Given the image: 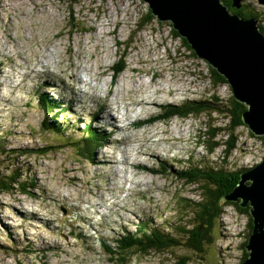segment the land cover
Masks as SVG:
<instances>
[{
  "label": "rangeland",
  "instance_id": "rangeland-1",
  "mask_svg": "<svg viewBox=\"0 0 264 264\" xmlns=\"http://www.w3.org/2000/svg\"><path fill=\"white\" fill-rule=\"evenodd\" d=\"M241 3L264 30V6ZM148 18L139 0H0V178L11 187L0 193V264L241 263L246 217L228 201L220 202L215 228L201 225L215 242L201 254L190 252L193 240L182 229L191 230L193 213L202 214L196 203L205 197L172 171L255 167L264 141L239 127L235 151L206 152L207 127L223 129L218 142L231 126L225 85L212 86L215 74L191 59L164 21L148 20L140 31ZM42 99L56 110L45 114ZM204 99L227 113L200 110L186 120L156 121L183 101ZM103 103L120 130L104 128L113 123L99 120ZM44 119L57 135L44 130ZM85 131L98 142L80 141ZM121 138L128 141V163L111 146ZM112 154L119 160L113 167ZM146 219L168 224L173 248L119 253L118 235L132 236Z\"/></svg>",
  "mask_w": 264,
  "mask_h": 264
},
{
  "label": "water",
  "instance_id": "water-1",
  "mask_svg": "<svg viewBox=\"0 0 264 264\" xmlns=\"http://www.w3.org/2000/svg\"><path fill=\"white\" fill-rule=\"evenodd\" d=\"M232 1L234 7L240 8L241 0ZM139 2L147 14L149 9L156 17L155 21L165 22L172 37L170 24L185 39L193 51L189 52L192 60H201L203 68H213L225 78L227 98L234 93L242 105L248 106L243 115L246 137L264 134V36L258 32V22L229 14L220 0ZM258 3L264 5V0ZM181 46H185L182 41ZM232 172L238 176L241 173L242 181L226 195L227 200L238 202L241 198L243 207L249 203L254 220L245 246L249 255L243 264H264V158L255 167ZM245 241L243 238V244ZM242 250L239 249L241 253Z\"/></svg>",
  "mask_w": 264,
  "mask_h": 264
},
{
  "label": "trees",
  "instance_id": "trees-1",
  "mask_svg": "<svg viewBox=\"0 0 264 264\" xmlns=\"http://www.w3.org/2000/svg\"><path fill=\"white\" fill-rule=\"evenodd\" d=\"M225 6H227L229 14L238 16L240 20H248V19H254L258 21L259 17L254 16V14L250 12H246L243 10V8H236L234 7L233 1L232 0H220ZM148 10V14L150 17L146 19L143 24L139 25L140 31L143 30V28L147 25L148 20H154L156 17L151 15L150 10ZM72 21V20H71ZM68 20L69 25L71 26L72 22ZM74 26H71L72 29H78L77 24H73ZM258 28L261 29L258 25ZM82 31V30H81ZM85 31V30H84ZM170 31L174 35L173 37L175 39H178L182 41L188 51L192 54L193 51L191 50L190 46L186 43L185 39L181 38L178 33L172 28V25L170 24ZM264 34V31H263ZM121 45V44H120ZM125 47V46H124ZM208 64V63H207ZM212 72L215 73V77H211V84L213 87H218L220 82L222 84L226 83V80L223 76L219 75L216 70L213 68H210ZM115 74H118L120 71L119 68H115ZM232 91V90H231ZM230 98V108H229V114H228V119L231 122V126L227 130V140L226 141H220L216 142L217 136L220 135V133L223 131L221 128L208 126L207 127V132L208 134L203 138L205 140V149L208 154H213L217 149L223 147V152H224V157L228 156L231 154L233 151L236 150V144L237 140L235 138V130L236 128L239 127H246L244 125L243 121V115L245 112L248 110V106L242 105L236 98L234 93ZM37 99H40L39 96ZM216 99V98H214ZM39 107V106H38ZM41 109L45 114H49L51 111L56 110V106L48 102L46 99H42V106ZM218 110L220 112H223L226 114L227 112L224 111L223 107H221L219 104H211L208 102L207 103L204 100H186L183 101L179 106H176L174 110L169 109L167 113L160 118H158L156 121H169L171 117L173 116H179L184 119H187L189 116H194V113L198 111H214ZM223 110V111H222ZM60 114H64V112H61ZM57 117V116H56ZM56 119V118H55ZM42 127L44 128L45 131H49L52 134L57 135L56 133L59 132L56 129H53L50 122L47 119L43 120ZM68 126H65V131L67 132ZM83 131V130H82ZM84 132V131H83ZM252 133V132H251ZM87 131H85V136L81 138L80 141H85V142H92V143H97L98 142V137H94L90 140H87ZM253 134V133H252ZM254 135V134H253ZM255 136V135H254ZM258 139H262L264 141V136H257ZM83 147V146H82ZM191 167V166H190ZM193 169V172H188L187 170L183 169L178 173H174L173 175L175 178L179 181L182 182V184L186 186H197L202 195L205 198H202L200 202L196 203V206L199 208L201 215L193 213V216L191 217V221L189 223V226H192L191 230H187L188 228L185 229L183 232L184 228L182 229V234L183 237H191L193 240V243L191 246L193 247L190 252L195 253V254H201L204 251V248L209 246L211 242H215L214 239V232L207 233L204 228H201V225H203L207 230H211V228H215L216 223L220 221L221 217V204L220 202H227L228 205L234 206L240 214H243L248 222H247V229H248V236L246 238V241L242 245V258H241V263L248 258V253L245 250V246L248 244V237L249 235L253 232L254 228V220L252 217V214L250 213V204L248 203L246 207H243L240 203L241 198H239L238 202H229L226 197V193L232 192L240 183L241 177L239 173L235 172H229L224 170L222 168L216 169L214 168H209L206 166L202 165H197V167H191ZM191 171V170H190ZM13 181L15 179H12ZM15 187H17V184H14ZM25 185V184H23ZM221 187L224 188L221 193L220 191L216 190V187ZM22 193H24V188H22ZM11 192V187L10 184L5 183L3 179L0 178V193H10ZM214 202H219L218 206H215ZM168 225L167 223L165 226ZM165 226L160 227L157 224H154L152 221L148 222V219L145 221H139V224L137 226V233H133L132 236L128 234L124 235H118V238L116 240V248L119 253L122 255H126L130 252L133 251H139L142 253H146L148 251H155L156 253H160L157 251L161 250H167L169 248H173L171 246L172 243H174V239L169 236L167 233H165ZM200 229V231H199ZM154 243L159 242V245L156 247L154 246ZM187 250H189L187 247H185ZM185 260V264L188 262L187 258H183ZM181 258V261H183ZM181 264V263H180Z\"/></svg>",
  "mask_w": 264,
  "mask_h": 264
},
{
  "label": "bare ground",
  "instance_id": "bare-ground-1",
  "mask_svg": "<svg viewBox=\"0 0 264 264\" xmlns=\"http://www.w3.org/2000/svg\"><path fill=\"white\" fill-rule=\"evenodd\" d=\"M32 65V64H31ZM39 67V66H38ZM32 68V67H31ZM35 70V69H34ZM38 70V69H37ZM40 72H42V71H40ZM46 72V71H45ZM50 74V73H49ZM114 76V75H113ZM69 80V79H68ZM81 80H77L76 82H75V84L74 85H76V84H78L77 82H80ZM1 84V83H0ZM84 87V86H83ZM87 87V86H86ZM14 89V88H13ZM83 89V88H82ZM87 90V89H86ZM94 91V90H93ZM63 92V91H62ZM173 92H176V90H173ZM88 93V92H87ZM82 94V93H81ZM86 94V93H85ZM98 95V94H97ZM77 96V95H76ZM69 97V96H68ZM145 99H147V98H142V100H143V106H146L147 105V101H145ZM62 100V99H61ZM137 104H141L139 101H137ZM142 106V107H143ZM100 110H101V112H100V115H99V120H101L102 121V123L104 122V120H105V117H108V119L107 120H109L110 121V123H113V125H110V126H107V124H104L103 123V126H104V128L105 127H113L114 126V128L116 129V130H120V128H118L117 127V124L115 123V121H114V119H112V118H110V116H108V113L110 112V104L109 103H103V105H102V107L100 108ZM164 112V111H163ZM106 113H107V115H106ZM102 129V128H101ZM102 133H103V136H107V135H109L110 133H107V132H105V131H103L102 130ZM109 140H111V138L109 139ZM115 143H111V146H115L116 147V149H117V151L123 156V158H124V163L125 162H129L130 161V153L128 152V147H125V145L128 143V141L125 139V138H121L120 140H117V141H114ZM121 146H124L125 148H121ZM131 149V148H130ZM158 154V153H157ZM113 156H111L110 157V160L111 159H113V160H111V162H108V164L111 166V167H113V165H114V163H119V160L117 159V157H116V155L115 154H112ZM122 162V161H121ZM122 164V163H121ZM134 168H136V165L135 164H133L132 165V169H134ZM103 170V169H102ZM100 172V171H99ZM106 179L107 180H111V176L109 175V176H107L106 177ZM98 197V196H97ZM90 204V203H89ZM91 207H95V206H91L90 205V208ZM90 210V209H89ZM82 241V240H81Z\"/></svg>",
  "mask_w": 264,
  "mask_h": 264
},
{
  "label": "clouds",
  "instance_id": "clouds-1",
  "mask_svg": "<svg viewBox=\"0 0 264 264\" xmlns=\"http://www.w3.org/2000/svg\"><path fill=\"white\" fill-rule=\"evenodd\" d=\"M258 1V0H257ZM227 7V6H226ZM242 7V5H241V3H240V8ZM257 22V21H256ZM258 25H259V23H256V26H257V28H258ZM260 27V26H259ZM261 28V27H260ZM263 29L261 28V29H259L258 28V32L260 33V34H262L263 36H264V34H263Z\"/></svg>",
  "mask_w": 264,
  "mask_h": 264
},
{
  "label": "flooded vegetation",
  "instance_id": "flooded-vegetation-1",
  "mask_svg": "<svg viewBox=\"0 0 264 264\" xmlns=\"http://www.w3.org/2000/svg\"><path fill=\"white\" fill-rule=\"evenodd\" d=\"M241 3V2H240ZM241 5H242V3H241ZM264 6V5H263ZM242 7H243V5H242Z\"/></svg>",
  "mask_w": 264,
  "mask_h": 264
}]
</instances>
